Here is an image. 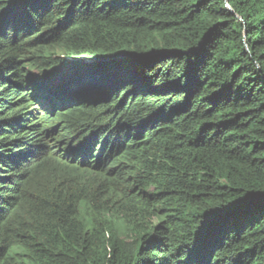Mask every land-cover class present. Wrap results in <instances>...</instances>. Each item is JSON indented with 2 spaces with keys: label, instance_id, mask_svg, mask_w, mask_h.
Listing matches in <instances>:
<instances>
[{
  "label": "trees",
  "instance_id": "16d2710c",
  "mask_svg": "<svg viewBox=\"0 0 264 264\" xmlns=\"http://www.w3.org/2000/svg\"><path fill=\"white\" fill-rule=\"evenodd\" d=\"M0 264H264V0H0Z\"/></svg>",
  "mask_w": 264,
  "mask_h": 264
},
{
  "label": "water",
  "instance_id": "95a60500",
  "mask_svg": "<svg viewBox=\"0 0 264 264\" xmlns=\"http://www.w3.org/2000/svg\"><path fill=\"white\" fill-rule=\"evenodd\" d=\"M68 79H70V80H68ZM66 81H64V82H61V84H63V85H61V86H59L60 85V83L59 84H54V82L51 84V88L53 89V90H60V89H63V88H67L68 86L70 87V86H74V85H77L78 83H79V80H78V78L77 77H74V78H68ZM57 80V79H56ZM59 102L60 101H62V100H58Z\"/></svg>",
  "mask_w": 264,
  "mask_h": 264
},
{
  "label": "rangeland",
  "instance_id": "374dc122",
  "mask_svg": "<svg viewBox=\"0 0 264 264\" xmlns=\"http://www.w3.org/2000/svg\"><path fill=\"white\" fill-rule=\"evenodd\" d=\"M67 77H70V78H74V76L72 75V76H68V74L67 73H60L59 75H58V77H57V80H54V84L56 85V84H59L60 83V85L59 86H61V85H63V84H61V82H64V81H66L68 78ZM68 80H70V79H68ZM53 83V82H52ZM53 85V84H52Z\"/></svg>",
  "mask_w": 264,
  "mask_h": 264
}]
</instances>
